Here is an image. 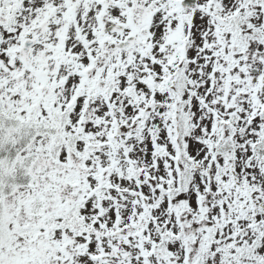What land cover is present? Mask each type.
<instances>
[{
  "label": "snow or ice",
  "instance_id": "6c2138e0",
  "mask_svg": "<svg viewBox=\"0 0 264 264\" xmlns=\"http://www.w3.org/2000/svg\"><path fill=\"white\" fill-rule=\"evenodd\" d=\"M0 264H264V0H0Z\"/></svg>",
  "mask_w": 264,
  "mask_h": 264
}]
</instances>
